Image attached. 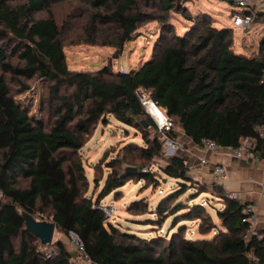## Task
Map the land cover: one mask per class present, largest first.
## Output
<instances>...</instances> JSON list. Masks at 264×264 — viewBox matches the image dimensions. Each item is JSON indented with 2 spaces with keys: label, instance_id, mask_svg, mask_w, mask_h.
Returning a JSON list of instances; mask_svg holds the SVG:
<instances>
[{
  "label": "trees",
  "instance_id": "1",
  "mask_svg": "<svg viewBox=\"0 0 264 264\" xmlns=\"http://www.w3.org/2000/svg\"><path fill=\"white\" fill-rule=\"evenodd\" d=\"M60 2L76 3L72 9L82 11L68 28L79 44L115 48L116 57L142 25L158 21L162 31L137 70L71 71L64 48L75 36L66 35L56 20L53 5ZM186 2L0 0V264H73L74 255L61 239L47 246L26 231L22 211L54 221L64 236L75 234L91 264H250L249 253L264 264V238L246 237L249 204L216 184L210 189L189 178L184 158L166 156L158 126L137 94L140 89L150 93L195 145L206 139L237 148L250 138L252 152L264 160V38L255 56L235 53L234 30L214 27L207 17L177 35L168 24L169 13L190 18ZM43 11L47 16L37 18ZM257 20L264 21V14ZM33 80L49 83L41 119L33 118L14 93L15 87L19 94L29 92ZM109 117L140 132L145 144H127L123 155L109 161L107 153L103 163L109 172L93 200L87 195L90 181L81 150ZM159 160V171L185 183L158 203V219L151 222L161 226L165 215L175 216L173 228L178 229L170 237L121 230L109 221L101 200L133 179L158 186L157 172L148 166ZM128 167L138 173L123 178ZM191 188L216 193L223 203L216 211L222 229L203 203L179 200ZM136 203L130 210L148 211L143 200ZM181 221H199L201 235L217 230L212 237L191 239L186 225L178 227Z\"/></svg>",
  "mask_w": 264,
  "mask_h": 264
},
{
  "label": "rangeland",
  "instance_id": "2",
  "mask_svg": "<svg viewBox=\"0 0 264 264\" xmlns=\"http://www.w3.org/2000/svg\"><path fill=\"white\" fill-rule=\"evenodd\" d=\"M76 5V3L69 4L66 2L53 5V12L56 20L61 30L68 36H75L73 31H68L69 22L81 19L79 16L82 14V11L80 9L76 10V8L72 9V7ZM185 7L188 9V16H191V19L176 11H171L169 13L168 24L174 27L175 34L177 35H184L187 31L194 28L197 24V18L204 19V17H207L209 18V23L217 28L221 25L229 24L228 19L230 14L227 9L228 7L222 0H187ZM72 12L75 15L69 20V13ZM46 16L47 13L45 11L36 14L37 18H44ZM162 27V23L158 21L142 25L137 30L133 40L125 45L123 53L118 57L115 55V48L98 45L92 46L85 43L79 44L77 39H75L76 36L72 37L71 39L73 41L68 40L64 48L68 67L71 71L77 72H93L108 67H111L115 72H120L121 69L127 71L137 70L148 58H150L152 49L161 34ZM235 34L236 32H234V35ZM240 34H237V37L235 36L233 47L237 44V39L241 42L243 34L242 32ZM30 83L32 89L29 92L19 94L17 93L19 87H15L14 93L19 102L30 111L33 118H44V113H41V109L44 105L45 98L48 97L49 83L44 80H33ZM141 95L142 93L139 92V96ZM179 127L178 125H174L172 130L176 132L175 130ZM127 144L144 145L145 143L140 132L130 126L120 123L113 117H109L108 124L100 123L81 150L87 176L90 181L87 195L92 197L93 200H97L99 197L109 172L106 164L103 163V159L107 157V153H109L108 161L123 155L122 148ZM158 164H163V161L159 160V163L148 166L151 171L157 172L160 180L158 186L147 184L144 180L138 181L137 179H133L101 200V207L105 209L106 212L107 209H109L108 217L113 225L119 227L121 230H127L140 236H147L149 232H151L153 235L159 234L163 236L168 234L170 237V235L178 229L173 228L175 216L165 215L161 226L151 222V220L158 219L157 214L154 213L158 203L179 190L181 183H185L183 180L167 177L162 171H159ZM95 177L99 179V183L94 182ZM207 185L210 189L212 188V185ZM118 192H121L120 195L115 197V194ZM142 200L145 202V205H147L148 211L150 210L149 212L145 211L144 214H140L138 209L134 208L130 210L134 202L137 201L136 205H139V202ZM179 200L189 205L203 203L207 211L211 214L214 222L219 228H223L221 226V221L216 215V211L223 208V203L217 197L216 193L208 190V193L198 194L195 188H191L188 189ZM37 219L40 221L47 220L39 217H37ZM199 224V221H181L178 227L186 225V237L191 239L212 237L217 230L207 235H201L199 233ZM62 237L66 236L56 231L54 240Z\"/></svg>",
  "mask_w": 264,
  "mask_h": 264
},
{
  "label": "crops",
  "instance_id": "3",
  "mask_svg": "<svg viewBox=\"0 0 264 264\" xmlns=\"http://www.w3.org/2000/svg\"><path fill=\"white\" fill-rule=\"evenodd\" d=\"M224 2L230 14L228 19L229 24L221 25L219 28H232L234 30L231 21L232 16L236 13L235 7L226 1ZM234 32H236L235 36L241 32L243 34L241 42L237 39V44L233 47L235 53L246 56L258 54L260 41L264 38L263 20H257L256 24L248 30H234ZM175 131L173 139L183 143L185 146V150L178 151L176 155L184 158L189 178L204 184H216L226 194H237L240 201L255 205L257 208L256 228L261 232L264 231V160L256 161L238 157L230 148L207 151L195 145L191 139L187 138L181 126ZM242 144L251 150L255 147V141L250 138L244 140ZM202 158L208 160V166L201 165L200 160ZM215 166L225 167L227 172L225 178H216L214 176L213 170ZM60 239L64 242L66 248L73 253V264H91L89 260L80 254L77 244L69 236Z\"/></svg>",
  "mask_w": 264,
  "mask_h": 264
},
{
  "label": "built area",
  "instance_id": "4",
  "mask_svg": "<svg viewBox=\"0 0 264 264\" xmlns=\"http://www.w3.org/2000/svg\"><path fill=\"white\" fill-rule=\"evenodd\" d=\"M230 4L234 5L236 13L232 16L231 25L233 26L234 30L236 31H244L250 29L254 24L257 22V16L260 14H264V0H230ZM228 2V3H229ZM120 72H129L127 70L121 69ZM139 92L142 93L141 96H139ZM138 97L140 98V101L142 105L146 108L151 103L155 107L163 109L157 105V103L152 99L150 93L145 91L144 89H140L138 91ZM148 111V110H147ZM149 113V112H148ZM165 114V112L163 111ZM150 114V113H149ZM151 115V114H150ZM155 121V123L158 126L159 132H160V138L163 142V148L166 155L172 156L176 155L178 151L185 150V146L183 143H180L178 141H175L173 137L170 136V132L173 129L174 123L173 121L166 116L164 117V120L162 122H158L153 115H151ZM261 132L264 136V128L261 129ZM249 139V138H248ZM203 149L207 151H218L220 149H223L219 147L214 141L211 140H202V146ZM232 152L238 156V157H244L253 159L256 161H261L258 156H256L251 149L244 146V144L241 143L240 146L237 148H230ZM201 165L208 166L209 162L207 159L202 158L200 160ZM214 176L216 178H225L227 175L226 169L223 166H215L213 170ZM264 187V185H263ZM231 197L238 199L237 194H229ZM105 213L107 214V217L109 215V209H104ZM244 212L246 214V217L244 218V222L249 223V229L247 238L251 236H257L258 238L262 239L264 238V233L260 232L256 228V216H257V208L253 204H249L245 207ZM109 218V217H108ZM73 242H75L78 246V250L80 254L88 259V256L84 253L83 247L78 244V239L75 234H71L69 236ZM248 257L250 259V264H261L260 260L252 255L251 253L248 254ZM90 261V260H89ZM91 263V262H90Z\"/></svg>",
  "mask_w": 264,
  "mask_h": 264
},
{
  "label": "water",
  "instance_id": "5",
  "mask_svg": "<svg viewBox=\"0 0 264 264\" xmlns=\"http://www.w3.org/2000/svg\"><path fill=\"white\" fill-rule=\"evenodd\" d=\"M144 123V122H143ZM145 127L147 124L144 123ZM138 173L137 168L128 167L126 172L122 175L125 177H134ZM22 217L25 220L26 231L38 238L43 245L50 246L53 244L54 235L56 233V223L48 220H38L33 214L28 211L21 212Z\"/></svg>",
  "mask_w": 264,
  "mask_h": 264
},
{
  "label": "bare ground",
  "instance_id": "6",
  "mask_svg": "<svg viewBox=\"0 0 264 264\" xmlns=\"http://www.w3.org/2000/svg\"><path fill=\"white\" fill-rule=\"evenodd\" d=\"M148 112L154 116V118L158 121V122H162L164 120L165 114L163 113V111L157 107H155L154 105H152L151 103L148 105L147 107Z\"/></svg>",
  "mask_w": 264,
  "mask_h": 264
}]
</instances>
